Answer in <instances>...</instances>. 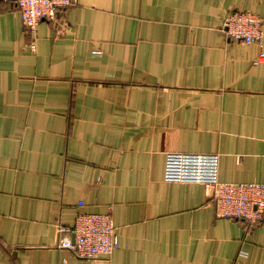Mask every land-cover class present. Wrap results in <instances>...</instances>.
<instances>
[{
    "label": "crops",
    "instance_id": "crops-1",
    "mask_svg": "<svg viewBox=\"0 0 264 264\" xmlns=\"http://www.w3.org/2000/svg\"><path fill=\"white\" fill-rule=\"evenodd\" d=\"M13 1H0V264H264V222L220 219L203 186L164 181L166 154L185 153L217 155L220 183L264 184V37L221 29L252 12L264 33V0H75L33 34ZM109 208L110 258L57 248L58 228Z\"/></svg>",
    "mask_w": 264,
    "mask_h": 264
},
{
    "label": "built area",
    "instance_id": "built-area-1",
    "mask_svg": "<svg viewBox=\"0 0 264 264\" xmlns=\"http://www.w3.org/2000/svg\"><path fill=\"white\" fill-rule=\"evenodd\" d=\"M13 2L22 26L33 34L40 22H53L58 10L71 7L75 0ZM261 23V18L255 13L235 12L223 20L221 29L228 39L260 46L264 37ZM30 48L33 51L35 45L31 44ZM164 181L203 186L220 219L251 224L264 222V184L220 183L217 155L166 154ZM81 206L82 203L78 202V207ZM111 210L109 208L106 214L78 213L72 228H58V234L64 236L60 237L57 248L84 259L110 258L118 248Z\"/></svg>",
    "mask_w": 264,
    "mask_h": 264
}]
</instances>
